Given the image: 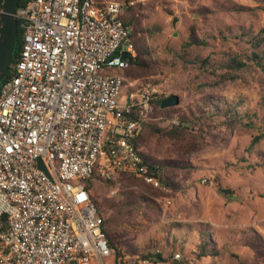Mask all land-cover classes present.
I'll return each mask as SVG.
<instances>
[{
	"label": "rangeland",
	"instance_id": "374dc122",
	"mask_svg": "<svg viewBox=\"0 0 264 264\" xmlns=\"http://www.w3.org/2000/svg\"><path fill=\"white\" fill-rule=\"evenodd\" d=\"M130 1L139 5L144 67L127 70L118 100L148 89L153 97L177 94L179 103L154 108L139 132L142 153L169 180L166 190L137 177L92 188L108 237L130 262L159 249L165 260L155 264H264V137L249 145L264 132V72L247 59L264 40V0ZM233 53L248 66L221 79L218 63ZM206 58L214 65L201 66ZM223 102L239 114L231 127ZM182 117L191 120L187 128L177 127ZM206 233L216 254L198 257Z\"/></svg>",
	"mask_w": 264,
	"mask_h": 264
},
{
	"label": "built area",
	"instance_id": "2783aa9c",
	"mask_svg": "<svg viewBox=\"0 0 264 264\" xmlns=\"http://www.w3.org/2000/svg\"><path fill=\"white\" fill-rule=\"evenodd\" d=\"M131 4L17 6L21 43L0 82V264H127L109 243L92 188L118 174L168 188L134 145L152 92L118 100L119 70L136 55L122 20ZM156 262L150 255L138 264Z\"/></svg>",
	"mask_w": 264,
	"mask_h": 264
},
{
	"label": "trees",
	"instance_id": "16d2710c",
	"mask_svg": "<svg viewBox=\"0 0 264 264\" xmlns=\"http://www.w3.org/2000/svg\"><path fill=\"white\" fill-rule=\"evenodd\" d=\"M28 1H30V0H19L18 5L27 3ZM137 6L139 7V5H137ZM138 7H136L134 4H131V5L127 6L125 13L122 15V20H123L124 24L129 28L130 38H131V40H132V42L134 44L135 50H136V55L131 60H129L128 67H126L125 69L119 70V72L124 77L126 76V72H127L128 69L133 68V67H140V68L144 67V63H143L144 60L142 59L143 55L145 54L144 49L143 48L142 49H138L136 41H135V37H136L137 33H139V31H140V29L138 27L139 25H137L138 24V14H139L138 11H137ZM18 30H19V32H18V36H17V44H16V47H15V51H14V55H13L12 61H13L14 57L16 56V54H17L16 51H18L20 43H21L20 29L18 28ZM262 37L264 38V36H262ZM260 39H261V42L258 41V44L256 45V47L258 49L256 51L255 50L252 51L251 55L248 56L247 59H248V61H251V62H254L255 64H257L261 68V70L264 72V40H262V38H260ZM201 64H202L201 66H204L205 68H206V65H211V66L214 65L213 62H210V60L208 58L204 59L201 62ZM218 65H220V67L222 69L226 70L225 73L221 74V79H225V78L235 79L238 76L239 71L242 70V69H245L248 66V63H247V61H244L242 59L240 54L233 53V54H229L225 60H223L221 62L219 61ZM7 76H9V73H7ZM216 84H217V82L214 83V85H216ZM163 98L164 97L162 95H155V97H152L151 104H152L153 110L156 107H160V103H161ZM217 108H219V107H217ZM220 108L222 109L220 111V113H221V115L226 117L227 124H228L229 127L234 125L236 122H239V118L237 117V115H239V114H237V112L235 111L234 106H229L225 102H223V103H221ZM216 113L220 114L219 111H217V110H216ZM181 119H182V121L179 122V125L177 127L187 128V126L184 123L185 122H189L191 120L186 118V117H182ZM248 126L249 127H251V126L253 127L252 124H248ZM142 127H143V124H142ZM142 127H140L139 131L137 132V136H136V138L134 140V143H135L134 145H135L137 151L144 158L145 162L149 165V167L151 169H154L158 173V176L163 181H165L167 183L168 179L163 177L162 172H161V164L153 162V161H150L147 157H145V155L141 151L138 139H139V135H140L139 132L141 131ZM180 132H183V131L181 129H174V130L171 131V134L175 135V134H179ZM262 137H264V132H261L258 135H255L252 138V140H251L249 145L253 146ZM123 177H132V176L125 175V174H118L115 177V180H112V181L109 180V181H106V182L108 184H112L113 181H116V180H118V178L121 179ZM87 186L89 187V183H87ZM223 192L224 193H230L231 191L228 190V189H223ZM123 194L126 195V192L123 193ZM123 204L124 205H128L129 204V200H127L126 202H123ZM99 210H100V208H99ZM100 212H101V210H100ZM103 219H104V224H105L104 216H103ZM105 231H106V227H105ZM106 234H107V231H106ZM206 235H207V233L205 235L204 234L202 235V239H201L199 245L197 246V249H199V251H197V256L198 257L206 255L208 251H210V253L213 252L214 254H216L215 251L208 250V246H209L210 242H209V239L207 238ZM108 240H109L110 245L115 250L116 257L117 258L124 257L125 253L122 252L120 249L116 248L113 245V243H112V241L110 240L109 237H108ZM252 244H253V242H251V241H247V243H246V245H250V246H252ZM154 251L155 250L153 249V250L148 251L146 253H142V254L138 255L137 259L134 262L133 261L132 262H127V264H136V263H138L139 259H141L143 257H146V256H150V255L154 256L155 259L157 261H159V262H162L163 260H165L164 252L159 250V252L155 253ZM173 253H172V256H173ZM174 260H176V259H174Z\"/></svg>",
	"mask_w": 264,
	"mask_h": 264
},
{
	"label": "water",
	"instance_id": "95a60500",
	"mask_svg": "<svg viewBox=\"0 0 264 264\" xmlns=\"http://www.w3.org/2000/svg\"><path fill=\"white\" fill-rule=\"evenodd\" d=\"M19 0H0V82L6 76L10 62L13 58L17 44L18 26L15 18V11ZM177 17L172 20L175 26ZM122 58L130 59L129 53H123ZM179 103L177 94H170L164 97L160 103V108H168Z\"/></svg>",
	"mask_w": 264,
	"mask_h": 264
},
{
	"label": "flooded vegetation",
	"instance_id": "af4514ba",
	"mask_svg": "<svg viewBox=\"0 0 264 264\" xmlns=\"http://www.w3.org/2000/svg\"><path fill=\"white\" fill-rule=\"evenodd\" d=\"M18 32H19V30H18Z\"/></svg>",
	"mask_w": 264,
	"mask_h": 264
}]
</instances>
